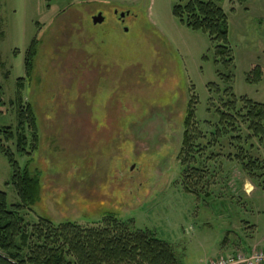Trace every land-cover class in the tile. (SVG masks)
<instances>
[{
	"label": "rangeland",
	"instance_id": "374dc122",
	"mask_svg": "<svg viewBox=\"0 0 264 264\" xmlns=\"http://www.w3.org/2000/svg\"><path fill=\"white\" fill-rule=\"evenodd\" d=\"M180 1L188 0H0V128L17 131V112L30 105L38 130L36 151L27 128V154H15L21 168L30 160L28 170L39 175L38 200L20 212L28 231L65 222L102 228L114 214L168 243L177 264H208L245 246L244 219L257 211L242 187L264 185V144L239 116L232 131L214 134L222 130L214 110L228 96L207 86L264 103V0H210L228 17V82L216 74L208 36L172 15ZM114 9L130 12L124 23ZM99 12L105 19L93 24ZM255 66L261 81L249 85L245 77ZM243 108L239 102L232 113ZM243 158L259 161L257 180ZM10 175L0 154V191L8 204H19ZM0 258L9 256L0 250Z\"/></svg>",
	"mask_w": 264,
	"mask_h": 264
},
{
	"label": "trees",
	"instance_id": "16d2710c",
	"mask_svg": "<svg viewBox=\"0 0 264 264\" xmlns=\"http://www.w3.org/2000/svg\"><path fill=\"white\" fill-rule=\"evenodd\" d=\"M172 15L189 30L208 36L213 49L216 74L221 81L228 82L234 70V56L229 42L228 17L223 9L210 0H188L173 5ZM35 46L36 41L33 40L26 52L24 65L27 75L32 69ZM203 59L206 60V57ZM219 68L228 74L223 75ZM261 77L260 67L255 66L247 73L245 81L249 85H257ZM21 81H18L20 85ZM207 87L209 93L228 96L227 102L222 106L224 110L220 108L214 110L219 125L222 126V130L217 129L214 134L219 136L227 134L229 130L232 131L236 122L235 116H239L248 124L252 137L258 138L264 144V103L253 102L245 97L236 99L231 88L222 90L217 84L209 83ZM239 102L244 106V114H233L232 111H236ZM209 103H212V100ZM3 104V89L0 85V107ZM192 117L193 111L189 106L184 122L183 145L188 143L187 129ZM17 121V131H13L9 126L0 128V154L11 168L7 185L13 186L19 198V204L10 205L6 193L0 191V250L9 256L8 260L0 258V264H177L168 243L157 238L148 229L136 228L133 220L120 222L114 214L105 216L102 228L87 229L65 222L56 228L37 224L31 226V230L28 231L20 212L38 200L39 175H33L28 170L30 160L21 168L15 154L16 152L21 155L27 154L26 148L29 145L25 134L27 128L32 132L31 149L32 151L37 149L38 130L30 105L19 108ZM13 142L14 151L9 146ZM241 163L244 170L250 174L251 180L259 178L260 175L255 172L259 170L257 159L250 158L245 162L243 158ZM191 172L196 174L198 169L194 167ZM184 180V190L192 193L193 189L186 179ZM43 221L49 223L47 219Z\"/></svg>",
	"mask_w": 264,
	"mask_h": 264
},
{
	"label": "crops",
	"instance_id": "0c3cea01",
	"mask_svg": "<svg viewBox=\"0 0 264 264\" xmlns=\"http://www.w3.org/2000/svg\"><path fill=\"white\" fill-rule=\"evenodd\" d=\"M242 191L250 199V203L255 207L253 210H256L257 213L255 212L256 215L251 219H244L246 225L243 228L248 229L244 232L245 240L242 242L245 246H240L236 251L250 252L255 248L264 250V185L259 188L251 182H246L242 187ZM220 252L222 251L220 250Z\"/></svg>",
	"mask_w": 264,
	"mask_h": 264
},
{
	"label": "built area",
	"instance_id": "2783aa9c",
	"mask_svg": "<svg viewBox=\"0 0 264 264\" xmlns=\"http://www.w3.org/2000/svg\"><path fill=\"white\" fill-rule=\"evenodd\" d=\"M208 264H264V250L256 248L250 252L239 250L220 255Z\"/></svg>",
	"mask_w": 264,
	"mask_h": 264
},
{
	"label": "flooded vegetation",
	"instance_id": "af4514ba",
	"mask_svg": "<svg viewBox=\"0 0 264 264\" xmlns=\"http://www.w3.org/2000/svg\"><path fill=\"white\" fill-rule=\"evenodd\" d=\"M113 14L114 15H117V19L121 22V23H124V21H125V19H126V17L127 16H129L130 15V12L127 10V11H125V12H120V13H118V10L117 9H114L113 10ZM102 15H103V12H102ZM104 16V15H103ZM104 19H105V17H104ZM126 29V27H124V30Z\"/></svg>",
	"mask_w": 264,
	"mask_h": 264
},
{
	"label": "water",
	"instance_id": "95a60500",
	"mask_svg": "<svg viewBox=\"0 0 264 264\" xmlns=\"http://www.w3.org/2000/svg\"><path fill=\"white\" fill-rule=\"evenodd\" d=\"M104 21V16L102 15L101 12L97 13L92 17V23L93 24H100Z\"/></svg>",
	"mask_w": 264,
	"mask_h": 264
}]
</instances>
